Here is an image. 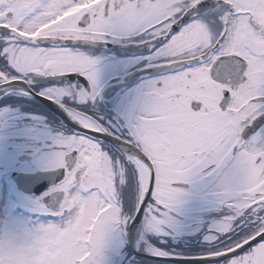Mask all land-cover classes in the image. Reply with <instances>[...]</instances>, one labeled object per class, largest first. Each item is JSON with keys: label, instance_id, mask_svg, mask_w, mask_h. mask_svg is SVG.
<instances>
[{"label": "snow or ice", "instance_id": "obj_1", "mask_svg": "<svg viewBox=\"0 0 264 264\" xmlns=\"http://www.w3.org/2000/svg\"><path fill=\"white\" fill-rule=\"evenodd\" d=\"M69 41L149 49L133 61L146 75L121 97V120L83 107L103 100L102 60ZM71 73L89 86H36ZM17 91L79 127L21 133L47 141L39 162L60 182L46 195L62 200L33 210L59 221L0 235V264H109L141 216L154 264H264V0H0V99ZM190 201L221 215L199 246L174 247Z\"/></svg>", "mask_w": 264, "mask_h": 264}, {"label": "flooded vegetation", "instance_id": "obj_2", "mask_svg": "<svg viewBox=\"0 0 264 264\" xmlns=\"http://www.w3.org/2000/svg\"><path fill=\"white\" fill-rule=\"evenodd\" d=\"M69 48L79 49L91 55L100 57L101 68L105 81L103 100L96 106L85 105L90 111H97L104 120L114 123L121 120L119 113L120 99L131 88L138 85L146 73L133 67V61L146 56L149 49L142 45L120 43H87L66 42ZM82 84L85 88L89 82L85 77L71 73L60 78H37V87H53L57 84ZM23 85L22 88H28ZM65 103L75 104L65 97ZM8 111L5 113L4 109ZM0 135L4 137L3 145L10 157L0 154V235H22L25 230H31L41 223L58 222L59 217L34 211L36 202L46 205L49 212H55L62 200V194L46 195L60 182L57 172L46 170L39 162L41 157L50 149L45 140H33L30 136L22 135L29 128L40 129L41 121L46 123L53 133L56 130L71 132L75 129L70 125L71 120L77 125L65 108L47 100L43 96H31L24 91L13 92L8 97L0 99ZM78 126V125H77ZM39 148L40 151H35ZM190 215L184 219L181 235L169 240L174 247H197L204 226L220 212L210 209L200 201H190ZM155 240V237H149ZM158 242V241H157ZM144 231L143 217L139 222L130 225L125 237L109 252V264H154L157 257H150L143 251ZM174 260V261H173ZM168 264H181L177 259Z\"/></svg>", "mask_w": 264, "mask_h": 264}, {"label": "water", "instance_id": "obj_3", "mask_svg": "<svg viewBox=\"0 0 264 264\" xmlns=\"http://www.w3.org/2000/svg\"><path fill=\"white\" fill-rule=\"evenodd\" d=\"M70 125L73 126L75 129H78L79 126L75 125L71 120L69 121ZM182 264H200L199 261L190 260V259H181L179 260Z\"/></svg>", "mask_w": 264, "mask_h": 264}]
</instances>
